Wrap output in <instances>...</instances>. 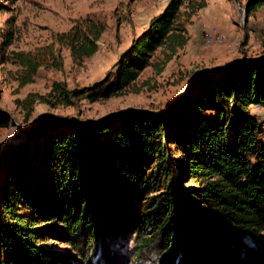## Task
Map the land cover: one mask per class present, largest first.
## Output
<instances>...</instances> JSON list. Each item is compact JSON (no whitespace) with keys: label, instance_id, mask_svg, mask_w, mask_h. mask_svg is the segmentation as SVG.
I'll return each mask as SVG.
<instances>
[{"label":"trees","instance_id":"obj_1","mask_svg":"<svg viewBox=\"0 0 264 264\" xmlns=\"http://www.w3.org/2000/svg\"><path fill=\"white\" fill-rule=\"evenodd\" d=\"M263 3L251 0L248 14ZM206 6L168 0L120 55L112 80L75 89L54 82L46 95L29 94L24 108L136 90L145 68L161 72L187 44V24ZM104 29L86 17L36 53L12 52L21 84L41 66L62 69V47L81 65ZM159 51L162 61L153 62ZM257 56L219 72L193 71L194 87L167 111L128 109L84 122L48 115L27 142L7 144L0 264H264V140L251 111L264 106V56Z\"/></svg>","mask_w":264,"mask_h":264},{"label":"rangeland","instance_id":"obj_2","mask_svg":"<svg viewBox=\"0 0 264 264\" xmlns=\"http://www.w3.org/2000/svg\"><path fill=\"white\" fill-rule=\"evenodd\" d=\"M168 0H0V114L7 119L0 126V146L5 139H17L35 128L24 140L32 138L39 122L48 115L72 117L84 121L105 118L128 109L167 111L169 106L186 94L193 71L221 67L244 57L264 52V3L255 5L248 14L251 0H207L187 24V44L167 61L159 73L152 66L145 68L130 88L108 99L90 102L81 96L74 105L50 107L35 103L32 111L22 102L29 94L46 95L54 82H65L69 89L91 86L104 78L112 80L117 62L133 38L140 35L150 19L162 12ZM102 21L105 29L98 40L95 54L81 65L72 61L70 50L61 48L62 69L38 68L31 82L21 84V67L12 52L36 53L52 45L54 36L68 31L80 19ZM214 30L219 37L206 42ZM55 47H58L55 44ZM162 61L157 52L153 62ZM261 125L264 140V106L251 107ZM16 144V145H17ZM0 155V179L4 165ZM52 245L54 247H52ZM49 247L60 253L66 245L52 243Z\"/></svg>","mask_w":264,"mask_h":264},{"label":"water","instance_id":"obj_3","mask_svg":"<svg viewBox=\"0 0 264 264\" xmlns=\"http://www.w3.org/2000/svg\"><path fill=\"white\" fill-rule=\"evenodd\" d=\"M260 56H264V55H260ZM260 56H259V57H260ZM257 57H258V56H254V57H244V58L239 59L238 61L253 60V59H256ZM234 64H235V62H234ZM226 68H228V65H224V66L218 67L214 72H219V71H222V70H224V69H226ZM200 72H204V71H203V70L197 71V72H196V75H197L198 73H200ZM194 85H195V83H192V84H191V86H190V88L187 90L186 94L188 93V91H190V90L194 87ZM177 102H178V101H177ZM131 110L150 111V110H145V109H131ZM123 112H126V111H123ZM151 112L158 113V111H157V112H155V111H151ZM101 119H102V118H101ZM95 121H96V120H95ZM35 126H36V125H35ZM35 126H34L33 128H31V129L27 132L26 135H21V137H19V138H17V139H14V140H12V139H5V140L2 142L1 146H0V155H1L2 151L5 149V147H6L7 144H17V143L21 142L22 140L26 139V138H27V137L33 132Z\"/></svg>","mask_w":264,"mask_h":264},{"label":"built area","instance_id":"obj_4","mask_svg":"<svg viewBox=\"0 0 264 264\" xmlns=\"http://www.w3.org/2000/svg\"><path fill=\"white\" fill-rule=\"evenodd\" d=\"M218 37H219V33L214 34V30H212V32H210L206 35V42L214 41Z\"/></svg>","mask_w":264,"mask_h":264},{"label":"bare ground","instance_id":"obj_5","mask_svg":"<svg viewBox=\"0 0 264 264\" xmlns=\"http://www.w3.org/2000/svg\"><path fill=\"white\" fill-rule=\"evenodd\" d=\"M211 42H214V41H209L208 43H211Z\"/></svg>","mask_w":264,"mask_h":264},{"label":"crops","instance_id":"obj_6","mask_svg":"<svg viewBox=\"0 0 264 264\" xmlns=\"http://www.w3.org/2000/svg\"><path fill=\"white\" fill-rule=\"evenodd\" d=\"M255 113V112H254ZM257 114V113H256Z\"/></svg>","mask_w":264,"mask_h":264}]
</instances>
